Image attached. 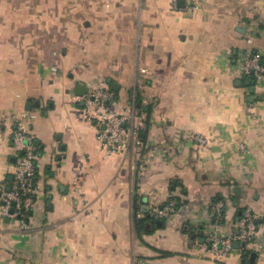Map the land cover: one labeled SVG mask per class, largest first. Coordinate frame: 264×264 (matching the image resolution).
Returning <instances> with one entry per match:
<instances>
[{
	"label": "crops",
	"instance_id": "1",
	"mask_svg": "<svg viewBox=\"0 0 264 264\" xmlns=\"http://www.w3.org/2000/svg\"><path fill=\"white\" fill-rule=\"evenodd\" d=\"M244 52L264 53V0H0L6 191L23 112L39 146L29 218L0 206V264H264V218L223 263L204 250L213 200L228 233L244 211L264 214V80L240 78ZM77 86L144 115L138 153L102 152ZM171 199L173 217L151 216Z\"/></svg>",
	"mask_w": 264,
	"mask_h": 264
},
{
	"label": "built area",
	"instance_id": "2",
	"mask_svg": "<svg viewBox=\"0 0 264 264\" xmlns=\"http://www.w3.org/2000/svg\"><path fill=\"white\" fill-rule=\"evenodd\" d=\"M173 9L178 3H193L195 0H168ZM240 78L264 80V53L244 52L238 56ZM141 73H145L141 70ZM81 100L88 107V120L98 131L97 138L101 150L106 155L123 154L132 157L143 146L142 135L145 128L144 115L136 111L135 106L128 107L125 113H118L115 95L104 86H96ZM35 115L23 112L11 134V148L15 163L11 167L12 182L9 191L0 185V206L2 215L23 222L35 205L34 179L38 172L39 146L37 145L30 125ZM197 142L205 144L201 138ZM14 204V205H13ZM225 203L218 201L212 203L204 216V250L210 259L216 263H223L234 250V244L249 248L258 233V222L264 214L244 211L237 227V234L224 231L223 216ZM12 211V214H10ZM177 202L169 200L162 206H153L151 216L157 219H170L177 213ZM144 264L142 260L137 262Z\"/></svg>",
	"mask_w": 264,
	"mask_h": 264
},
{
	"label": "water",
	"instance_id": "3",
	"mask_svg": "<svg viewBox=\"0 0 264 264\" xmlns=\"http://www.w3.org/2000/svg\"><path fill=\"white\" fill-rule=\"evenodd\" d=\"M184 4H185L184 1L179 2V5H180L181 7H182V6L184 7ZM108 83H110V81H108ZM111 88H112V90H113L114 92H117V90H118L117 87H116V85H114V84H111ZM76 89L80 91V93H79L78 96H83V95H85V94L88 93V90L85 89V88H83V87L77 86ZM13 205H14V204H13ZM10 214H12V211H11ZM233 246H234L235 249H237V248L239 247L238 243H235Z\"/></svg>",
	"mask_w": 264,
	"mask_h": 264
},
{
	"label": "trees",
	"instance_id": "4",
	"mask_svg": "<svg viewBox=\"0 0 264 264\" xmlns=\"http://www.w3.org/2000/svg\"><path fill=\"white\" fill-rule=\"evenodd\" d=\"M252 80H253V79H249V80H247V81L251 83V82H253ZM142 141H143V135H142ZM172 188H173V187H172ZM176 202H177V209H179V208L181 207L182 204H181L180 201H178V200H176ZM215 202H218L217 199H215V200L212 201V203H215ZM212 203H211V204H212ZM165 204H166V203H165ZM226 207H227V204L225 205V209H226ZM225 209H224V215H225ZM29 216H30V214L27 215V217H29ZM225 221H226V220H225V216H223V224H225Z\"/></svg>",
	"mask_w": 264,
	"mask_h": 264
}]
</instances>
